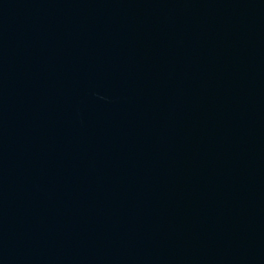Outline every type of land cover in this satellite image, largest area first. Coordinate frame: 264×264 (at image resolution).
Wrapping results in <instances>:
<instances>
[{"label":"water","instance_id":"obj_1","mask_svg":"<svg viewBox=\"0 0 264 264\" xmlns=\"http://www.w3.org/2000/svg\"><path fill=\"white\" fill-rule=\"evenodd\" d=\"M0 215L38 264H264V0H0Z\"/></svg>","mask_w":264,"mask_h":264}]
</instances>
